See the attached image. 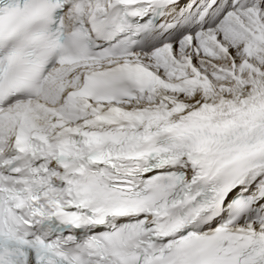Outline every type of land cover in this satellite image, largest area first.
Returning a JSON list of instances; mask_svg holds the SVG:
<instances>
[{
	"label": "snow or ice",
	"instance_id": "snow-or-ice-1",
	"mask_svg": "<svg viewBox=\"0 0 264 264\" xmlns=\"http://www.w3.org/2000/svg\"><path fill=\"white\" fill-rule=\"evenodd\" d=\"M0 264H264V0H0Z\"/></svg>",
	"mask_w": 264,
	"mask_h": 264
}]
</instances>
